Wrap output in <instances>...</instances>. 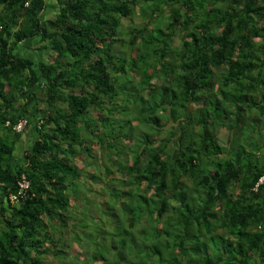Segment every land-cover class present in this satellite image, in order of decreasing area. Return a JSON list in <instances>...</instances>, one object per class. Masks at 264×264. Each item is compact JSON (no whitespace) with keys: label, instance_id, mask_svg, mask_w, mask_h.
<instances>
[{"label":"trees","instance_id":"1","mask_svg":"<svg viewBox=\"0 0 264 264\" xmlns=\"http://www.w3.org/2000/svg\"><path fill=\"white\" fill-rule=\"evenodd\" d=\"M48 1L0 0V264L61 263L80 198L149 235L93 262L264 264V0Z\"/></svg>","mask_w":264,"mask_h":264},{"label":"rangeland","instance_id":"2","mask_svg":"<svg viewBox=\"0 0 264 264\" xmlns=\"http://www.w3.org/2000/svg\"><path fill=\"white\" fill-rule=\"evenodd\" d=\"M49 5H48V10H46V14L51 15L52 12H54V10H57V5H56V0H49L48 1ZM152 20V24L156 23V19L159 18H151ZM162 20V19H161ZM123 25L124 27H126V29L128 28V26L132 23V21L129 18H123ZM137 22L142 21L139 18H137L136 20ZM147 22V21H146ZM145 22V23H146ZM161 24H165L164 19L160 22V23H156V27H158V25ZM45 53L41 52V53H34L31 52L29 53V56L31 58H33L34 60L37 58H44ZM39 94H41L39 92ZM98 127H102V125L100 124ZM100 128V129H101ZM29 132H31L29 130ZM223 133V132H222ZM110 134H109V138H110ZM22 140L27 139L26 138V133L22 134ZM108 138V139H109ZM105 142V137L103 138ZM94 146V145H93ZM95 154V156H94ZM89 155H86V160L85 157L82 158V160H80L81 162V166L86 167L89 164L90 167L89 169L86 168V170H84L85 172H87L88 170H90V172H93L94 174L100 172L102 173V170H100L101 168L104 167H112V160H109V158L106 156V154L104 155L100 149L95 148L94 152H93V157H88ZM95 157V158H94ZM98 157H100L98 159ZM128 157H130V154H128ZM127 157V158H128ZM129 159V158H128ZM119 161V160H118ZM78 167H80L78 165ZM118 166H114V171L117 169ZM92 170V171H91ZM117 175L119 173H116ZM80 180H78L77 182H73L72 185L70 186L69 189H73L75 186L78 185V189H77V193L75 195V197H82L83 195V184H81ZM101 186V184L98 183L97 186L98 187ZM86 191V190H85ZM68 192H71V190H69ZM72 194V193H71ZM91 195V197L96 200L95 197H93V192H89V196ZM77 203V205L72 204L71 205V209L70 211L73 212L71 213L70 211H68V213L71 215L73 220H80L79 221V226L71 228V232L69 233L70 237L67 238L68 241V248H67V254L65 256H61L59 258H63V260H61L62 262L59 264H100V260H96V261H91L90 257L96 253L95 255L99 256L101 254H115V252L119 251V252H126L127 254H134V252H137L139 249H141L142 246H144L145 244H147L149 242L148 238L149 235L147 236L146 240L144 239V237L139 234L138 231H136L135 229L129 231L130 235L135 237L137 240V245H134L133 242H130V238H126V243L124 244V246L122 245L121 239L122 237L120 236V234H125V231H127V221L125 219V216L122 212V216H121V222L119 225V233L116 232V227L114 228V225H116V222H107V220L105 219V217H103L104 215H102L100 212L101 210H95L93 208H91L88 204L85 203V200L83 198H80ZM148 202V201H147ZM82 220V221H81ZM138 228V227H137ZM49 230L51 232V226H49ZM79 234V239L77 240L76 238H74L76 235L75 234ZM138 233V235H136ZM84 235H86V239L83 238ZM91 237H88V236ZM82 236V237H81ZM77 240V241H76ZM124 248L123 250L121 248ZM86 253H85V251ZM117 250V251H116ZM89 252V253H88ZM85 253V254H84ZM126 254V256H127ZM89 255V256H88ZM49 262L55 264L56 263V259L52 260V259H48ZM111 261L113 260V258L110 259ZM92 262V263H91Z\"/></svg>","mask_w":264,"mask_h":264},{"label":"built area","instance_id":"3","mask_svg":"<svg viewBox=\"0 0 264 264\" xmlns=\"http://www.w3.org/2000/svg\"><path fill=\"white\" fill-rule=\"evenodd\" d=\"M25 121H20L18 125L15 127L16 130H21L24 126ZM264 178H262L260 181H262ZM29 187V181L22 176L21 180L18 182V189L16 193H12L9 195V201L11 203H17L20 199L25 198L27 196V190Z\"/></svg>","mask_w":264,"mask_h":264},{"label":"clouds","instance_id":"4","mask_svg":"<svg viewBox=\"0 0 264 264\" xmlns=\"http://www.w3.org/2000/svg\"><path fill=\"white\" fill-rule=\"evenodd\" d=\"M21 121H24V120H21ZM19 122H20V121H19ZM19 122H18V123H19ZM17 125H18V124H17ZM17 125H16V126H17ZM24 126H25V124H24ZM24 126L22 127V129L24 128ZM22 129H21V130H19V131H18V130H16V129H15V130H16L17 132H20V131H22ZM23 130H24V129H23Z\"/></svg>","mask_w":264,"mask_h":264},{"label":"crops","instance_id":"5","mask_svg":"<svg viewBox=\"0 0 264 264\" xmlns=\"http://www.w3.org/2000/svg\"><path fill=\"white\" fill-rule=\"evenodd\" d=\"M55 261H56V263H55V264H57V262H58V261H57V260H55Z\"/></svg>","mask_w":264,"mask_h":264}]
</instances>
